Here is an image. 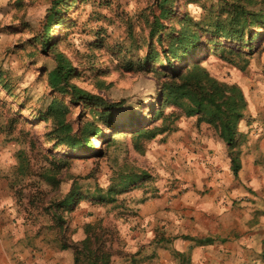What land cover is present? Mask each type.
I'll return each mask as SVG.
<instances>
[{"label": "rangeland", "instance_id": "obj_1", "mask_svg": "<svg viewBox=\"0 0 264 264\" xmlns=\"http://www.w3.org/2000/svg\"><path fill=\"white\" fill-rule=\"evenodd\" d=\"M56 1L0 0V140L14 159L9 169V187L17 208L14 221L21 219L28 234L44 235L58 245L64 240L73 243L79 227L84 230L88 223L99 224L110 232L107 247L113 256H121L127 251L129 239L139 237L143 230L137 221L140 202L147 194L148 199L159 198L158 192L174 188L179 181L165 177L174 165L168 164V153H162L160 160H151V148L159 138L160 144L164 143L166 137L146 143L143 154L134 150L128 134L114 140L120 130L115 127H101L103 134L91 139L90 149L72 152L56 140L50 142L46 136L50 131L76 133L87 112L48 86L49 74L56 67L49 47L70 58L77 68L72 79L77 85L111 102L125 100L126 114L133 109L139 117L151 121L159 101L155 98L157 79L150 68L160 50L156 42L157 48L152 47L151 28L168 27L174 20L178 26L177 16L186 13L199 20L205 14L200 2L209 6L217 1L67 0L57 9L60 14L51 24L52 40L45 49L40 41L48 12ZM254 30L258 34L252 49L228 43L240 51L234 55L237 65L207 50L200 56H205L204 63L214 76L240 85L247 98L261 109L264 28ZM145 58L149 64L142 69L138 62ZM171 110L165 107L164 113ZM184 119L196 124L195 118L183 116L167 136L176 132ZM162 120L154 123L161 124ZM253 121L261 124L264 120L258 114ZM207 130L216 135L210 126ZM135 175L140 176L135 184L120 188L123 178ZM113 186L119 190L114 201L98 199L107 197Z\"/></svg>", "mask_w": 264, "mask_h": 264}, {"label": "crops", "instance_id": "obj_2", "mask_svg": "<svg viewBox=\"0 0 264 264\" xmlns=\"http://www.w3.org/2000/svg\"><path fill=\"white\" fill-rule=\"evenodd\" d=\"M247 100V115L231 145L209 132V125L185 119L176 132L160 135L166 140L154 144L151 160L168 153L174 165L165 177L179 181L158 192L159 198L147 194L140 202L137 221L143 230L111 264H264V121H253L258 114L264 120V108ZM2 142L0 264H74L72 248L32 236L21 219L14 221L9 187L14 159ZM85 237L79 227L73 240Z\"/></svg>", "mask_w": 264, "mask_h": 264}, {"label": "trees", "instance_id": "obj_3", "mask_svg": "<svg viewBox=\"0 0 264 264\" xmlns=\"http://www.w3.org/2000/svg\"><path fill=\"white\" fill-rule=\"evenodd\" d=\"M66 1L57 0L55 5L58 6L54 5L48 12L44 35L40 41L45 49L51 44V24L60 14L57 9H61V5L64 7ZM216 1H212L209 6L200 2L205 14L199 20L186 13L177 16L178 26L174 20L168 27L151 28L152 47L157 48L154 46L156 42L160 48L158 58L151 62L150 68L157 79L155 98L159 101V108L152 113L151 121L144 116L139 117L133 109L126 114L125 100L111 102L77 85L72 80L77 68L70 58L62 52H54V46L49 47V52L53 51L56 67L49 74L48 86L53 93L69 98L72 105L80 106L87 112V117L76 133L71 135L50 131L46 134L48 140H56L74 152L89 148L91 139L103 134L101 127H115L121 131L113 136L114 140L128 134L134 150L143 154L146 143L171 131L173 124L184 116L196 118L198 126L209 125L226 144L234 143L238 136V123L247 115L248 100L240 85L214 76L204 63L205 56H200V53L207 50L209 54H217L222 60L237 65L234 55L240 54V51L228 43L252 49L253 39L258 34L254 29L264 28V0ZM148 64L146 58L138 62L142 69ZM155 64H159V68L153 66ZM131 67L132 64L128 69ZM0 81H3L1 70ZM18 103L23 105L20 100ZM165 107L172 110L166 114ZM158 118L163 119L161 124L154 123ZM113 142L109 141V144ZM139 177L126 176L120 182V188L135 184ZM117 191L113 186L108 189L107 197L99 196L98 199L114 201L113 196ZM56 216L57 220L62 218L58 212ZM100 227L99 224L88 223L84 229L85 239L73 243L65 240L62 242V248L70 247L74 250V264H111L113 254L107 247L110 232Z\"/></svg>", "mask_w": 264, "mask_h": 264}]
</instances>
